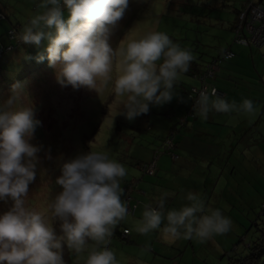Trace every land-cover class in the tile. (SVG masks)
Returning a JSON list of instances; mask_svg holds the SVG:
<instances>
[{
  "label": "clouds",
  "instance_id": "1",
  "mask_svg": "<svg viewBox=\"0 0 264 264\" xmlns=\"http://www.w3.org/2000/svg\"><path fill=\"white\" fill-rule=\"evenodd\" d=\"M128 2L36 0L37 11L22 24L15 39L35 46L46 41L34 58L47 60L58 84L74 89L86 86L97 92L108 89L122 97L119 113L132 121L152 106H162L174 97L183 99L175 84L189 70L193 56L167 33L155 30L126 41L123 37L115 48L110 46L109 35ZM61 5L67 9L66 17ZM10 91L0 105V201H12L0 213V264H65V247L76 254L86 253L83 264H119L107 245L113 227L128 215L121 186L125 166L107 151L80 152L60 164V175L54 180L59 190L47 208L30 207L26 197L29 184L37 177L40 151L30 140L41 121L24 82L12 83ZM219 95L214 90L199 91L193 114L207 120L213 112L255 111L250 98L237 102ZM168 195L161 193L155 204H144L134 222L136 232L155 231L172 243L181 238L204 242L230 231L231 218L209 205L199 192H186L183 199L187 203L166 209Z\"/></svg>",
  "mask_w": 264,
  "mask_h": 264
},
{
  "label": "rangeland",
  "instance_id": "2",
  "mask_svg": "<svg viewBox=\"0 0 264 264\" xmlns=\"http://www.w3.org/2000/svg\"><path fill=\"white\" fill-rule=\"evenodd\" d=\"M243 1L249 0H129L123 16L117 22V26L112 28L109 35V44L113 48L118 45L123 37L125 41L139 38L146 32L153 30L165 32L171 39L181 31L183 32L182 34L186 32L189 41L185 42L184 40V44L187 43L191 47L192 45L194 46L193 42L196 40V35H198L199 42L206 45V47H201V50L207 51L209 54L215 53V48L217 47L228 48L230 46L236 54V60L241 63V67L235 68L232 73L234 74V78L232 79L233 87L230 88V91L235 94L232 96V100L237 101V96H240L242 99L246 95H249V97L254 99L255 107L252 121L256 122L255 120H257L259 115V120L255 123L253 129L247 131L248 136L245 137V142L234 145L237 152H233V157L235 155L240 156L246 146L256 147V150H259L260 147L258 145H260L264 149V86L258 83V78H250L253 75L256 76L259 71L260 75L258 74L257 76H259L260 80L262 78L264 80V60H262L264 46L249 48L236 45L232 42L233 33L228 29L229 23L234 20L231 8H239ZM0 8L7 17L4 21L0 20V35L3 41H6L4 35L11 25L18 22L24 24L30 15L37 11L36 5L32 4L31 6L29 0H0ZM62 11L66 17L68 14L67 9L65 8ZM178 14L182 15L180 20L176 19V15ZM182 38L185 39L184 36ZM251 59H253V64L251 63ZM230 64H235V61H230ZM255 67L258 68L257 72L254 69ZM42 69H38L37 72L41 71L35 75L38 78L36 83L39 84L36 88L42 89V87L50 85L49 89L57 87L61 92L56 95L57 97L52 103H48V97L51 96L48 95L46 90L40 91L38 96L34 95L35 98L33 99L28 97L34 108L36 118L41 121V124L36 127L30 140V143L40 146V151L37 153L39 157L37 177L29 184L28 196L26 197V202L30 207L38 210H45L47 208V204L55 195V192L59 190V186L54 183V180L60 175V164L80 152L89 150L107 151L112 158L122 150H124L122 153L126 152L127 154L130 150L131 156L133 155L139 161L149 162L151 159H155L153 150L151 147H147L148 144L146 145L145 142L139 148L136 146H122L125 141L121 140L122 134L119 131L123 129L124 132H127L130 129L128 127L125 128L120 123L126 119L119 113L122 109V97L115 95L108 89L97 92L95 89H89L86 86L77 89L72 88L70 85L61 86L55 82V70L52 67L49 66ZM178 77L180 79L183 78L182 76ZM219 78H221L220 75ZM263 80L262 85H264ZM21 81L23 82L24 80ZM196 86H198V83ZM1 93L2 91H0ZM10 93L8 96L7 93L6 95H1L0 101L7 99ZM26 93L28 94L27 90ZM39 95L46 104H43V100ZM220 96H223V94ZM230 97H228V101ZM173 105L174 101L172 102ZM170 106V102L162 106H152L146 113L149 116L150 125H155L159 128L163 126L162 129L158 130L160 132H158L159 135L164 132L166 134L167 130L164 129V126L168 127L172 124V121L168 120L167 116L164 115L170 109ZM233 114L241 117L252 115ZM223 115L228 116V113ZM140 116L132 121L128 120L129 124H136ZM210 116L213 115L209 114ZM217 117L219 119L222 117V114L217 115ZM157 129L155 128L154 131L148 134H143L144 132H142L137 138L135 137V143L137 144L140 139L150 140V135ZM179 135L180 137L182 136L181 134ZM251 141H256V143L248 144ZM183 145L188 151H194L186 142ZM223 149L224 151L231 150V147L224 145ZM210 150H213V148ZM180 154L182 155L181 152ZM255 155L256 157L258 156V151ZM160 157L163 160H160ZM159 158V160L157 159V162H159L158 168L166 164L171 165L172 163L167 154L163 153ZM124 159L126 164H122L129 171H126V176L129 177L132 174L131 172H134V167L130 168L129 166L134 160L131 161L130 157H125ZM207 159L209 160L210 157H207ZM115 160L118 159L116 158ZM216 161L218 164H226L221 158H217ZM216 161L214 164H210V167H214ZM233 163H238V166L240 165L236 159L233 160ZM260 174L259 177L264 184V171ZM246 177H249L248 179L251 178L249 174L241 169V165L240 169H237V172L233 176L230 174L220 176V184L215 190L214 199L212 198V202L218 205L216 200L220 199L219 193L222 192L223 187H226L227 190H234L233 194H236L237 198V200H234V206L231 205L229 209L222 210L232 220L230 231L215 235L204 242L197 239H182L179 244L167 248H164V245L157 239L155 232L143 234L141 243L146 241V239L142 241L145 235L148 237L149 242L146 241L148 242L146 243L147 245L144 243L142 247L135 246V244H132L130 247L128 244H120L119 241L115 246L111 245V249L118 255L117 260L119 261L120 257L121 261L125 263L128 249L130 248L131 250L133 248V250L136 249V254L139 251L143 252V255H140L143 258L148 256V258L153 260L158 257L155 255H159L156 262L161 261L160 264H228L227 255L232 254L234 248L240 247L249 241L253 235L254 226H252L253 229L251 231L250 227L252 224L249 225V223L254 221L259 223L260 208L264 202V190L262 189L264 186L259 189L260 195L258 197L255 192L251 193V191H247L249 185L246 182ZM153 178L147 176L144 182L149 184ZM165 179L166 177L161 180L164 187L168 186V181ZM11 203V199L0 201V213L7 211ZM213 207L215 206L213 205ZM129 219L133 220L132 217H125V224H130ZM236 220L238 222L234 223ZM248 226L250 229L246 232ZM150 237L155 241L154 243H152ZM89 244H92V241H89ZM158 251L170 252V254L163 256ZM130 255L135 259L133 252ZM84 256L85 254L83 255V253L77 254V258ZM75 264L82 263L76 262Z\"/></svg>",
  "mask_w": 264,
  "mask_h": 264
},
{
  "label": "trees",
  "instance_id": "3",
  "mask_svg": "<svg viewBox=\"0 0 264 264\" xmlns=\"http://www.w3.org/2000/svg\"><path fill=\"white\" fill-rule=\"evenodd\" d=\"M31 6L36 5V0H29ZM250 3L253 4H264V0H249V1H243L239 8L233 7L231 8V11L233 12V21L229 23L228 29L231 30L233 33V40L232 42L236 45H242L245 47H256L260 48L262 46H256L248 41L250 34L248 31L245 29V24L249 21V15L246 12L247 8L249 7ZM226 6V5H223ZM62 10L65 8L61 5ZM246 12V14L244 13ZM242 14H245L246 16L241 17ZM0 15L3 17L0 20L4 21L7 17L4 14V11L0 8ZM182 15H176V19L181 18ZM203 17V16H202ZM22 26V23L18 22L15 23L14 25H11L10 29L5 32V40H2V37L0 35V91H2L1 95H9L10 91V85L16 81H21L24 80V85L25 89L28 91L27 96L31 99L35 98V96H38L40 91L46 90L48 92V95L51 97H48V103H52L53 100L56 99V95L60 93L59 89L55 87L54 89H49V86L42 87L41 88H36L39 86V84L36 83L38 78L35 77L39 72H37L38 69H45L46 67H49L47 60L45 59L44 61L38 62L34 57L39 53L44 50V47L46 45V41L42 40L41 44L39 46H35L32 44H24L17 39H15V34L20 30ZM117 24L113 27L115 28ZM223 27V26H222ZM183 32H179L175 34L172 37V40L178 44H180L181 47L186 48L190 50L193 56V60L191 61L190 68L186 73L181 74L183 78H177L175 88L179 93V96L182 97V100L177 99L174 97L170 103L171 106L165 112V116H167L168 120L172 121V124L167 126H164V129L167 130V133L165 132L161 135L158 134V130L162 129V127H157L150 125L149 123V116L147 114L141 115L139 117V120L137 121L136 124H129L127 119H124L120 123H122L125 128L128 127L130 129L127 130V132H124L123 129H121V140L125 141V143L122 146L127 145L128 146H136L139 148L141 145H144L143 142L148 146L151 147L153 150V155L155 156V159H151L149 162H144L142 160H137L133 155L131 156V151H128V154L122 153L124 150L121 152H118L117 154L114 155V159H118L117 161L126 164V161H124L125 157L131 159V164L129 165L130 168L134 167V172H131L132 174L129 175V177H123L121 180V186L124 189L122 199L126 202V205L128 204L129 207H133L131 212H128L127 217L128 218H133L129 219L130 224L127 225L124 222V219L121 220L118 224H116L113 227V232L112 236L109 238L108 241V247L111 248V245L115 246V244L119 241L121 244H128L130 247L132 244H135V246L142 247V245L147 241L146 235L142 239H146L143 243H141V237L143 234H140L135 231L134 228V222L136 219L139 218L137 216V208L139 206L138 199L133 196L135 191H140L142 193V190L144 185L149 188H151V192L149 193L150 197H153V200L158 197V193L162 191V189H165L163 184H162V179L164 177L169 178V173L165 172L160 174L159 168H158V162L157 159L159 156H161L163 153L167 154L170 158V161H172L173 164L177 162V160L180 157V152L176 149V135L183 131L188 125V123H191L192 121L197 120L199 118L198 116L193 114L192 110V105L194 103V99L198 95L200 89L204 86L205 90H216L220 91L223 96L227 95L228 92L227 90H230L229 88L233 87L232 85V79L234 78L233 70L235 68L241 67V63L236 60V54L233 52L232 48L229 46L228 48H221L217 47L215 48V53L209 54L207 51H202L201 47H206V45H203L202 43L199 42L198 40V35H196V40H194V46L192 47L185 43L189 41L187 38V34H182ZM184 36L185 39L182 37ZM3 37V38H4ZM241 39H245L248 41V43H243L240 42ZM191 41V40H190ZM188 45V46H187ZM264 46V45H263ZM225 53H230L231 56L229 58H225ZM262 60H264V53L262 54ZM28 56L31 57L29 59H25L24 57ZM252 57V56H251ZM250 57V58H251ZM235 61V64H230V61ZM246 61V60H245ZM251 63L253 64V59H251ZM231 67H229V65ZM224 68V71H223ZM42 69V70H43ZM256 72L258 71V68H254ZM258 74L260 73L259 71L257 72ZM252 76L250 77L251 79L258 78L259 84L261 83L262 85V80H260L259 76ZM219 75L221 78H219ZM240 75V74H239ZM260 75V74H259ZM30 77V78H29ZM28 78V79H27ZM35 78V79H34ZM223 78H227V81H230L229 87L224 86L222 83ZM48 80V79H46ZM194 80V81H192ZM189 81H191L189 83ZM264 81V80H263ZM56 82V81H55ZM193 82V83H192ZM52 83V82H50ZM57 83V82H56ZM194 83H198V86ZM238 85V84H236ZM196 86V87H195ZM225 93V94H224ZM11 95V93H10ZM40 96V95H39ZM190 96L193 98L191 99ZM220 96V95H219ZM41 97V96H40ZM42 98V97H41ZM250 99H252L250 97ZM5 100H1L0 104H4ZM43 100V98H42ZM254 100V99H252ZM174 101V105L172 106V102ZM189 102V104H188ZM169 103V102H168ZM43 104H46L43 100ZM167 104V103H166ZM212 114V113H211ZM154 115V114H153ZM191 119V121H189ZM155 128H158L153 134L150 135L149 139L150 140H142L136 142L135 137L137 138L142 132L143 134H148L151 131H154ZM160 133V132H159ZM136 134V136H135ZM264 137V136H263ZM168 141H170L168 143ZM257 141V140H256ZM253 142V143H256ZM244 140L238 141L235 143L236 145L240 143H244ZM252 142L248 143L251 144ZM129 144V145H128ZM231 148V150H228L229 152H237L236 148L234 147ZM253 145V144H252ZM251 145V146H252ZM248 147V148H247ZM259 150H256V147H250L246 146V148L241 152V154H244L245 152L247 153L248 157L250 158L249 162L253 161V158H255L256 161L252 162V165H258L256 168L253 167L254 172L247 173L248 171L244 169L243 163L241 162V169H243L247 174L251 176L250 179L249 177H246V182L249 185L247 191L255 192L257 196L259 197L260 192L259 189L264 186L262 179L259 177L264 171V163H260L258 161V158L261 159V161H264V156L262 155L264 153V149L258 145ZM252 150L254 153L258 151L260 155L256 157V155L252 152L249 151ZM249 151V153H248ZM262 151V152H261ZM260 156V157H259ZM152 172L149 174L147 173V169L152 165ZM240 165H236L235 172H237V169H240ZM129 172L128 170H126ZM137 173H136V172ZM140 174V176H139ZM260 174V175H259ZM166 175V176H165ZM147 176L154 177L152 181L148 183L144 182L147 178ZM166 177V178H167ZM261 184V186H260ZM263 184V185H262ZM141 187L139 188V186ZM153 187V188H152ZM155 188V189H154ZM157 189V190H156ZM264 190V187L262 188ZM230 191V190H228ZM233 191V192H232ZM228 193V195L225 197V199L217 204H214L215 207H219L221 210L224 209H229L232 206H234V200H237L236 194L234 193V190H232ZM227 194V193H226ZM154 202V201H153ZM152 202V203H153ZM218 202V201H217ZM169 203V200H165V207ZM236 207V206H235ZM259 223L257 221L250 222L249 225H251V231H252V226H254L253 229V235L249 239V241L245 242L242 246L234 248L232 250V254L227 255V263L228 264H264V202L262 203V206L260 208V214H259ZM238 222L237 220L234 221V223ZM54 227L56 228L57 232H59L58 224H54ZM249 226L246 228V232L249 231ZM132 229V230H131ZM245 232V233H246ZM151 239V238H150ZM152 241V240H151ZM94 243V242H92ZM152 243H154L152 241ZM147 245V244H146ZM133 248L130 250L128 249V252L126 254V262L123 263L121 261V258L119 257V264H160V262H156V259L159 258V255L156 259L151 260V258L145 257L138 255V252L136 254V249ZM131 252H133L135 255V259L132 258L130 255ZM159 252V251H158ZM157 253V252H156ZM160 254H163L162 252H159ZM86 255V253H83V255ZM158 254V253H157ZM170 252H168V255ZM139 257H138V256ZM167 255V256H168ZM118 255H116L117 258ZM122 256V254H121ZM164 256V254H163ZM63 258L65 260V264H75L76 262L82 263L83 264V257L82 258H77V254L72 251L71 249L64 248L63 250ZM76 258V259H75Z\"/></svg>",
  "mask_w": 264,
  "mask_h": 264
},
{
  "label": "crops",
  "instance_id": "4",
  "mask_svg": "<svg viewBox=\"0 0 264 264\" xmlns=\"http://www.w3.org/2000/svg\"><path fill=\"white\" fill-rule=\"evenodd\" d=\"M227 80V78H223L221 81H223L222 84L224 86L229 87L230 85L228 84H230V81ZM227 92L228 94L222 97L227 100L228 97L231 96L229 101H232V96L235 94L230 90H227ZM246 97L250 98L249 95H246ZM236 100L240 102V96H237ZM220 114H222V117L218 119L217 115ZM223 114L226 115V113L213 112L211 114L213 116H210L207 120L197 118V120L188 123L185 129L176 135V149L178 152H181L182 155H180L175 164H166L163 167H160L158 171L160 174L165 172L169 173V178L165 175L167 177L165 180L168 181V186H165V189H162L163 191L157 194L159 197L161 193H169L166 197V199L169 200V203L165 207L166 209L179 208L182 204L187 203V201L183 199V196L188 191L199 192L205 198L206 202L213 207L215 202H212V198L214 199L213 195L216 193L215 190L220 184V176L225 174L233 176L235 173L234 169H236V165H238V163L234 164V159H236L239 163H243L244 169L248 171L247 173H250L251 171L254 172L253 167L256 168L258 166L254 164L252 165V162L256 161L255 158H253L252 162H249L250 158L246 152L244 154H240V156L235 155L233 157L232 151H224L223 148L224 145H228L232 148L233 144L244 140L245 137L248 136L247 131L252 130L255 123L258 122L259 115L257 120H255L256 122H253L252 118L254 112L250 113L252 115H244L243 117L233 113L228 114V116H224ZM189 121H191V119H189ZM179 134L182 136L180 137ZM184 142L189 144L194 151H188L185 149V146L183 145ZM251 142L253 143L255 141ZM212 148L213 150H210ZM258 154L260 155V153ZM262 155L264 156V153ZM207 157H210V159L208 160ZM217 158L223 159L226 164H218L216 161ZM159 159L163 160L162 157ZM215 161L216 165L214 167H210V164H214ZM258 161L261 164L264 163V161H261L260 158H258ZM142 187L144 189L142 193H140V191H135L136 193L133 194L139 202L136 214L139 217L141 216V212L143 210V204L153 202L155 200H153V197H150L149 195L151 188L146 185ZM230 191H228L226 187H223L222 192L219 193L220 199L216 201L219 203L224 200ZM155 233L157 234V239L164 245V248L173 247L175 244H179L182 240L181 238L172 243H168L161 238L158 232ZM146 238L149 242L147 236ZM151 240L155 242L152 238ZM161 252L164 255H168V253L163 251ZM138 255H143V252L139 251Z\"/></svg>",
  "mask_w": 264,
  "mask_h": 264
},
{
  "label": "built area",
  "instance_id": "5",
  "mask_svg": "<svg viewBox=\"0 0 264 264\" xmlns=\"http://www.w3.org/2000/svg\"><path fill=\"white\" fill-rule=\"evenodd\" d=\"M246 12L249 15V21L245 24V29L250 34L248 41L256 46H263L264 45V4H253L250 3L249 7L247 8ZM246 12H244L246 14ZM242 14L241 17H245L246 15ZM3 18L0 15V19ZM245 39H241L240 42L248 43ZM231 56L230 53H225V58H229ZM200 90H205L203 86ZM215 94H218V91H214ZM170 141H168L169 143ZM152 164L148 169L147 173L152 172ZM128 212H131L133 207H129L127 204Z\"/></svg>",
  "mask_w": 264,
  "mask_h": 264
},
{
  "label": "water",
  "instance_id": "6",
  "mask_svg": "<svg viewBox=\"0 0 264 264\" xmlns=\"http://www.w3.org/2000/svg\"><path fill=\"white\" fill-rule=\"evenodd\" d=\"M219 94H221V92H220V91H219V92H218V94H216V95H219Z\"/></svg>",
  "mask_w": 264,
  "mask_h": 264
}]
</instances>
